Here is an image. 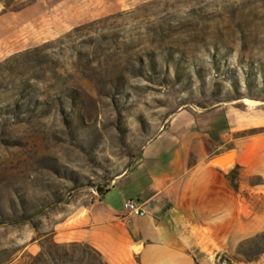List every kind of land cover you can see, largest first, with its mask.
I'll list each match as a JSON object with an SVG mask.
<instances>
[{"label": "rangeland", "instance_id": "rangeland-1", "mask_svg": "<svg viewBox=\"0 0 264 264\" xmlns=\"http://www.w3.org/2000/svg\"><path fill=\"white\" fill-rule=\"evenodd\" d=\"M115 4L0 52V264H99L84 243L56 242L55 225L111 187L181 110L218 126L200 138L209 154L246 148L260 167L231 173L258 226L220 264H264V0Z\"/></svg>", "mask_w": 264, "mask_h": 264}, {"label": "crops", "instance_id": "crops-1", "mask_svg": "<svg viewBox=\"0 0 264 264\" xmlns=\"http://www.w3.org/2000/svg\"><path fill=\"white\" fill-rule=\"evenodd\" d=\"M115 2L103 7L101 0H0V52H19L117 12ZM209 126L199 113H175L111 187L55 225L54 240L84 243L99 264L223 262L258 226L251 206L243 202L242 210L231 173L262 171L252 166L246 148L209 154L200 139L218 127ZM129 199L139 200L147 214L127 211Z\"/></svg>", "mask_w": 264, "mask_h": 264}, {"label": "built area", "instance_id": "built-area-1", "mask_svg": "<svg viewBox=\"0 0 264 264\" xmlns=\"http://www.w3.org/2000/svg\"><path fill=\"white\" fill-rule=\"evenodd\" d=\"M124 208L130 213H135L140 216H145L147 211L143 208V205L137 199H129L124 203Z\"/></svg>", "mask_w": 264, "mask_h": 264}, {"label": "water", "instance_id": "water-1", "mask_svg": "<svg viewBox=\"0 0 264 264\" xmlns=\"http://www.w3.org/2000/svg\"><path fill=\"white\" fill-rule=\"evenodd\" d=\"M105 191H106V189L102 188V189L99 190V193L102 194V193H104Z\"/></svg>", "mask_w": 264, "mask_h": 264}, {"label": "trees", "instance_id": "trees-1", "mask_svg": "<svg viewBox=\"0 0 264 264\" xmlns=\"http://www.w3.org/2000/svg\"><path fill=\"white\" fill-rule=\"evenodd\" d=\"M236 188L238 189L239 187L236 185ZM254 239V238H253ZM97 256V255H96ZM98 257V256H97ZM99 259V258H98ZM101 264H105V263H101Z\"/></svg>", "mask_w": 264, "mask_h": 264}]
</instances>
